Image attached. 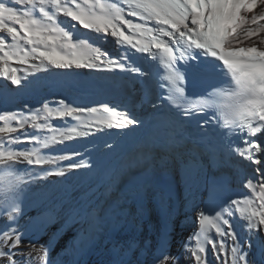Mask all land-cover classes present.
Here are the masks:
<instances>
[{"label": "snow or ice", "instance_id": "6c2138e0", "mask_svg": "<svg viewBox=\"0 0 264 264\" xmlns=\"http://www.w3.org/2000/svg\"><path fill=\"white\" fill-rule=\"evenodd\" d=\"M82 30L104 39L112 37L121 46L150 58V70L126 65L108 57L107 52L94 49L87 39L81 40L76 35ZM13 64L24 66L29 74V70L119 69L133 74L157 98L175 102L181 122L195 118L200 129L201 120L205 125L214 121L220 135L230 137V152L257 166L244 184L252 198L242 196L223 205L211 201L205 204L198 210L200 232L194 236L196 247L185 245L184 251L190 264H208L209 252L220 264H250V253L233 220L241 221L249 239L252 234L264 232V168L260 167L264 165V0H0V77L20 86L22 78ZM160 65L167 70L163 80L159 78ZM189 74L194 77L214 74L221 87L209 85L213 90L205 91L207 98L200 104H190L185 87L180 86ZM164 91L167 96L161 95ZM59 103L65 105L64 100ZM102 108L105 113L117 114L115 108L106 105ZM44 109L45 123H38V116L25 118L15 112L0 115L3 122L0 187L6 189L5 206L0 209L4 213L0 215V264H51L50 247L38 245L19 228L21 194L27 187L19 173L23 171L31 177L34 173L28 169L39 167L45 175L63 177L73 170L90 167L83 159H74L80 155L75 151L70 155L45 157L41 148L88 136L93 130L130 129L141 124L123 113V119L116 122H87L80 125L86 131L72 127L65 134L48 124V119L55 116L81 120L86 114L97 113V108L65 105L64 110L54 113L45 104ZM28 119L32 120L33 129L52 132L50 139L41 143L36 136L27 134L23 139L14 138L13 134L24 129ZM57 135L61 140H57ZM172 135L159 130L155 140L166 142ZM232 139L239 144L233 147ZM37 143L39 147L31 150L17 147ZM148 151L124 164L109 183L130 172L133 164L139 167L141 160H147ZM60 161L67 164L60 167ZM46 165L56 166V170L48 171ZM97 210L104 211L98 203L85 210L93 231L101 227L97 221L104 220L102 215H93ZM210 234L215 238H210ZM164 248L162 244L152 264H178L177 258L167 254ZM115 264L124 262L117 259Z\"/></svg>", "mask_w": 264, "mask_h": 264}, {"label": "bare ground", "instance_id": "6f19581e", "mask_svg": "<svg viewBox=\"0 0 264 264\" xmlns=\"http://www.w3.org/2000/svg\"><path fill=\"white\" fill-rule=\"evenodd\" d=\"M76 35L81 40L87 39L94 49L107 52L110 58L118 59L126 65L133 64L142 71L149 70L150 58L145 59L143 55L135 53L127 46H121L112 37L100 38L97 34H89L88 30H82ZM125 56L131 59H123ZM12 66L17 67L22 83L20 86L10 83L5 89L0 87V115L15 112L25 118L38 116L37 122L45 123V104L54 113L64 110L65 105L73 108H97V113L86 114L81 120L74 117H50L47 123L65 134L72 127L86 131L87 129L80 125L87 122H116L123 119V113L141 121V124L130 126V129L93 130L88 136L49 144L48 149L41 148V154L45 157L70 155L75 151L80 155L74 159H83L90 167L73 170L63 177L45 175L39 167L28 169L34 173L31 177L23 171L19 173L22 184H27L21 194L23 202L20 204L22 216L19 219V228L28 238L37 241L38 245L50 247L51 264H115L117 259L123 260L124 264H152L153 256L158 254L162 244L165 245L164 251L167 254L177 258L178 264H190L184 248L185 245L191 249L196 247L193 240L194 231L199 225L198 210L203 207V193L206 187L211 183H218L219 188L215 184L217 205L226 204L229 200L242 196L252 198L251 191L246 189L244 184L253 175L256 165L238 157L220 155L215 166H212L205 155L189 146L176 151L169 147L160 150L153 145L151 122L162 102L156 99L153 93H149L146 85L139 79L133 78V74L127 72L125 76H121L126 72L119 69H93L106 75L108 83L92 90L88 85L102 83L100 76L94 73L77 71L74 68L29 70V74L24 71V66ZM35 74H46L48 78L51 76L52 80L58 79L59 82L46 78L42 81L40 89L32 92L38 84ZM85 74L92 76L93 80ZM30 78H36L34 86L25 88L28 84H22ZM132 81H137L140 87L135 88ZM53 95L54 98L51 97ZM69 95L89 99L76 102L74 98L68 97ZM60 100H64L65 105H61ZM105 105L115 108L116 113L120 115L103 112L102 106ZM11 123L18 127L15 122ZM31 123L32 120L28 119L24 129L13 134V137L23 139L26 134L34 135L42 143L53 135L46 129H33ZM2 125L3 122L0 121V126ZM57 140H61L59 135ZM17 147L31 150L33 147H39V143L20 144ZM142 151H148L147 160H141L139 167L133 164L130 172L117 176L115 182L110 184L111 177ZM66 164L67 161L59 162L60 167ZM44 167L48 171L56 170L53 165ZM260 167L264 168V165ZM145 178L150 179L144 186ZM159 182L171 183L172 187L166 189L164 184H160L156 190ZM133 186L139 191H134ZM127 187L130 188V201L123 205L109 225L105 224L96 230L90 244L77 255L75 249L78 239L89 227L85 210H90V206L98 203L104 211L101 213L97 210L93 215L103 216L116 195ZM155 190L160 192L155 193ZM5 194L6 189L0 187V209L5 206ZM216 210H219V207ZM46 211L56 214L51 212L49 215ZM0 215L4 213L0 211ZM33 223H39V227L32 229ZM233 224L250 253V264H264V232L252 234L249 239L239 219H234ZM189 237L193 239L189 240ZM210 238L215 237L210 234ZM256 243L263 246L260 254L257 253ZM207 259L208 264H220L210 252Z\"/></svg>", "mask_w": 264, "mask_h": 264}, {"label": "rangeland", "instance_id": "374dc122", "mask_svg": "<svg viewBox=\"0 0 264 264\" xmlns=\"http://www.w3.org/2000/svg\"><path fill=\"white\" fill-rule=\"evenodd\" d=\"M72 70V69H71ZM76 70V69H75ZM77 71H83V72H90V73H94V75H98V77L101 79V81H102V85L101 84H95V86L93 85V84H91V85H88L89 86V89H92V90H97L100 86L102 87L103 86V84H107L108 83V81H107V77H106V75H104L103 73H98V72H96L95 70H93V69H77ZM127 74V72L125 73V74H122L121 76H125ZM37 75V76H36ZM86 75V77H88V78H92V76H90V75H88V74H85ZM36 78H37V82H38V84H37V88L35 89V90H33L32 92H36L37 91V89H40V87H41V83H42V81L43 80H46V78H48L47 77V75L45 74V75H38V74H35L34 75ZM41 76V77H40ZM130 78H131V76H129ZM36 78L35 79H32V78H30L29 79V81H24L23 82V84L22 85H24V83L26 82V84H34V81H36ZM48 79H50L49 81H51L53 78L50 76ZM32 80V81H31ZM92 80H93V78H92ZM52 81H58L59 82V80L58 79H54V80H52ZM107 81V82H106ZM57 82V83H58ZM132 83H133V86L136 88V87H140L139 86V83L137 82V81H132ZM105 84V85H106ZM7 85H11L10 84V82L9 81H6L3 77H0V87H2L3 89H5L6 87H7ZM59 85V84H58ZM26 86V85H25ZM60 86V85H59ZM88 86H86V87H88ZM100 87V88H101ZM126 87H127V85H126ZM127 89H128V87H127ZM63 93L64 92H62V95H63ZM54 96L55 95H53V96H51L52 98H54ZM50 97V98H51ZM68 97H70L71 99L72 98H74V100H76V102H80V101H82V100H88L89 99V97H80V98H77V97H75L74 95H69ZM176 166H177V164H175V168H176ZM206 168V167H205ZM141 176H144V175H141ZM142 178H144V177H142ZM146 179V178H145ZM148 179H150V178H148ZM148 179H146V183L144 184V186L147 184V182H148ZM213 182H215V181H213ZM160 184H164V187L167 189V187H168V189L170 188V186L172 187V184L170 183V184H166V183H162V182H159L158 184H157V186H156V190L158 189V186L160 185ZM179 184V183H178ZM178 184H177V186H178ZM215 184H216V186L219 188V185H218V183L217 182H215ZM212 185H214V184H212ZM133 188H134V186H133ZM126 189V190H125ZM125 189H123L124 191H126L127 192V199H125V201L123 202L124 204H126V203H128L129 201H130V188L129 187H127V188H125ZM122 190V191H123ZM155 190V193H158V192H160V191H156ZM162 190H164V189H162ZM162 190H161V192H162ZM214 190L216 191V189H215V187H214ZM122 191L120 192V193H122ZM131 191L133 192V190L131 189ZM205 191V193H206V190H204ZM120 193H118L117 195H116V197H115V200H114V202L116 201V199H117V197L119 196V194ZM136 193V192H135ZM134 193V194H135ZM151 193V192H150ZM153 193V192H152ZM205 193H203V197H204V195H205ZM215 195L217 196V192L215 193ZM202 197V198H203ZM218 197V196H217ZM113 204V203H112ZM128 211V210H127ZM53 214H56V212L54 213L53 211H51ZM51 212H47L46 211V213H48L49 215L51 214ZM198 228V227H197ZM97 230V229H96ZM194 232H196V230L194 231ZM195 234V233H194ZM194 240V245H196V242H195V239H193ZM255 246H256V250H257V253L258 254H260L261 252H262V250H263V246H262V244L261 243H256L255 244Z\"/></svg>", "mask_w": 264, "mask_h": 264}]
</instances>
